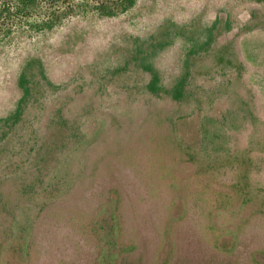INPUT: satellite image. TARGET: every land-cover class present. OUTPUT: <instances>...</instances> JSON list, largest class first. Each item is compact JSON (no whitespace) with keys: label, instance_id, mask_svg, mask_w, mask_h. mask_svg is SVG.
Wrapping results in <instances>:
<instances>
[{"label":"rangeland","instance_id":"1","mask_svg":"<svg viewBox=\"0 0 264 264\" xmlns=\"http://www.w3.org/2000/svg\"><path fill=\"white\" fill-rule=\"evenodd\" d=\"M0 120V264H264V0L18 33Z\"/></svg>","mask_w":264,"mask_h":264},{"label":"trees","instance_id":"2","mask_svg":"<svg viewBox=\"0 0 264 264\" xmlns=\"http://www.w3.org/2000/svg\"><path fill=\"white\" fill-rule=\"evenodd\" d=\"M136 2L137 0H0V42L18 33L27 32L31 35L51 31L76 14L101 19L116 18L133 8ZM40 4H44L47 9L43 14L37 12ZM22 19L29 20L25 31L20 27ZM146 88L151 94H159L155 76L151 77ZM169 96L173 101H179L183 98V86H178Z\"/></svg>","mask_w":264,"mask_h":264},{"label":"crops","instance_id":"3","mask_svg":"<svg viewBox=\"0 0 264 264\" xmlns=\"http://www.w3.org/2000/svg\"><path fill=\"white\" fill-rule=\"evenodd\" d=\"M220 246V245H219ZM221 247V246H220Z\"/></svg>","mask_w":264,"mask_h":264}]
</instances>
